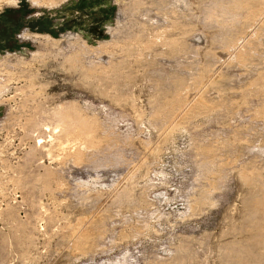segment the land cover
Listing matches in <instances>:
<instances>
[{
    "label": "rangeland",
    "instance_id": "1",
    "mask_svg": "<svg viewBox=\"0 0 264 264\" xmlns=\"http://www.w3.org/2000/svg\"><path fill=\"white\" fill-rule=\"evenodd\" d=\"M0 0V264H264V0Z\"/></svg>",
    "mask_w": 264,
    "mask_h": 264
},
{
    "label": "bare ground",
    "instance_id": "2",
    "mask_svg": "<svg viewBox=\"0 0 264 264\" xmlns=\"http://www.w3.org/2000/svg\"><path fill=\"white\" fill-rule=\"evenodd\" d=\"M2 1H3V0H2ZM2 1H1V2H2ZM5 1H6V0H5Z\"/></svg>",
    "mask_w": 264,
    "mask_h": 264
}]
</instances>
